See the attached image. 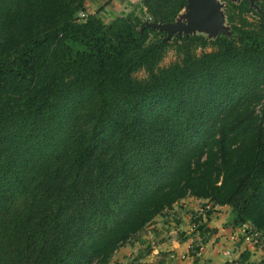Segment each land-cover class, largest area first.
I'll use <instances>...</instances> for the list:
<instances>
[{"label":"trees","instance_id":"16d2710c","mask_svg":"<svg viewBox=\"0 0 264 264\" xmlns=\"http://www.w3.org/2000/svg\"><path fill=\"white\" fill-rule=\"evenodd\" d=\"M87 1L0 0V264H108L187 198L264 236V0L214 41L141 28L186 0Z\"/></svg>","mask_w":264,"mask_h":264},{"label":"crops","instance_id":"0c3cea01","mask_svg":"<svg viewBox=\"0 0 264 264\" xmlns=\"http://www.w3.org/2000/svg\"><path fill=\"white\" fill-rule=\"evenodd\" d=\"M129 1L131 0H88L86 3V9L88 13L94 14L97 13L99 8L103 7L98 16H100V18L104 17L102 19L111 21L115 17L125 14L129 11L127 5ZM207 206H210V203L207 200H195L193 198L181 200L177 202L173 206V209L167 213L168 217L165 216L166 218L164 217L162 221H158L157 219L160 217L159 216L158 218H156V220L153 221L151 225H148L145 230H150L148 231V234L150 237L154 238V235L156 233H158V235L160 233L159 230L157 231V228L154 227H165L164 225L170 226L171 224H181L179 223L181 221L188 222V230L185 233V236L182 237L183 239L181 242H177L175 244L173 239L171 240V243H169V245H166L165 242L167 241L163 240L164 242L161 244L162 248L158 247L159 250L161 249L160 252L162 253V255H164V259L166 261H168V257L166 256V254L172 251L174 253L175 251L176 254H182L187 257L183 261L178 259L177 264L249 263L250 257H252L253 254L251 247H249V245L244 242L246 240L245 236H241L240 239L237 238L239 233L241 234L242 231H239L237 228H234L232 231H230L231 228L225 229L220 227V217L218 215V213L221 211L220 208L211 207L207 211ZM163 215L165 214H162L161 216ZM200 231H202V233H199ZM202 236L203 240L200 239ZM229 237H234L235 240L230 241V243L233 242L231 243L233 245L230 246L232 258L231 260H226L225 258L220 256L218 250L220 249L219 247L221 245L223 246L224 241L229 242ZM210 239H212V244L208 245ZM160 243H156L155 246H160ZM199 250L202 251L198 254ZM154 252V255L158 254V250H155ZM246 253H250L251 256H249L246 261H243L244 254Z\"/></svg>","mask_w":264,"mask_h":264},{"label":"rangeland","instance_id":"374dc122","mask_svg":"<svg viewBox=\"0 0 264 264\" xmlns=\"http://www.w3.org/2000/svg\"><path fill=\"white\" fill-rule=\"evenodd\" d=\"M127 5L129 8V11L126 12L125 14H128L131 11H134L136 14L139 15L140 8H141L140 7L141 3L139 0H131L127 3ZM102 20L105 23L110 22V20H106V19H102ZM249 20L251 21L253 19L250 17ZM211 50L212 49L210 48H206L204 50L201 48H195V53L197 55H200L203 52H209ZM177 59H178L177 52L175 51L174 47H170L167 53L165 54L164 58L162 59L160 63V67H166L170 65L171 63H173L174 61H176ZM144 77H145L144 72H138L135 74V78L137 79H143ZM220 210L221 211L218 213L220 217V221H219L220 227L225 228V229L231 228L230 231H232L234 228L232 227V221L230 220L232 215H231L229 207H223V208H220ZM167 213L163 216H160L157 220L162 221L165 216L168 217ZM179 223L181 224H176V225L171 224L170 226L164 225L165 227L163 226L154 227V228H157V231L159 230L160 232L159 235L158 233H156L154 235V238L149 236L148 231L150 230L148 229L145 230L144 234L142 232L140 235H138V237H135L134 239H132V241H129L122 248H120L114 254V256L112 257V259L110 260L108 264H129L132 260L133 261L136 260V258H139V260L142 262H147V263H152V264H157L158 262H161V261L163 262V264H177L178 259L182 261L185 260L187 257L185 259H181L180 256H182V254H176L175 251L174 253L172 251L166 254V256L168 257V261H166L164 259V255H162V253L160 252L161 249L159 250L158 248V247L162 248L161 244L164 242L163 240L167 241L165 242L166 245H169V243H171V240L173 239H174L175 244L177 242L182 241L183 239L182 237L185 236V233L188 230L187 229L188 222L181 221ZM179 225H182V226H179ZM189 226H190V223H189ZM239 231H242V232L241 234L239 233L238 237L237 236L236 237L238 239H240L241 236L249 237V239H246L244 242H246V244L249 245V247H251V250L253 252L252 257H250V262L247 264H259L261 260L264 258V240L263 241L258 240V237L257 238L253 237L252 233H250V231L248 232V229L247 230L245 228L239 229ZM199 233H202V231H200ZM200 239L203 240V236ZM228 239H229V242L224 241L223 246L221 245L218 251L220 253V256H222L226 260H231L232 254H231L230 246L233 245L231 244L233 242L230 243V241H234L235 239L234 237H231V238L229 237ZM211 240L212 239L209 240L210 242L208 245L212 244ZM156 243H160L159 244L160 246L158 245L155 246ZM154 249L158 250V254L154 255L155 254ZM249 256H251L250 253H249Z\"/></svg>","mask_w":264,"mask_h":264},{"label":"water","instance_id":"95a60500","mask_svg":"<svg viewBox=\"0 0 264 264\" xmlns=\"http://www.w3.org/2000/svg\"><path fill=\"white\" fill-rule=\"evenodd\" d=\"M238 5L242 1L249 4L250 9L260 12L258 0H228ZM226 2L223 0H186L185 6L178 12L173 22L153 23L145 20L141 25L164 32V41L180 37H203L214 41L219 36L232 38L231 28L225 14Z\"/></svg>","mask_w":264,"mask_h":264},{"label":"built area","instance_id":"2783aa9c","mask_svg":"<svg viewBox=\"0 0 264 264\" xmlns=\"http://www.w3.org/2000/svg\"><path fill=\"white\" fill-rule=\"evenodd\" d=\"M87 15H88L87 12H82V11H81V12L78 13L77 18H78V20H83V19H85V18L87 17ZM209 209H210V206H207V207H206V210L208 211ZM250 233H252V236H253V237H255V238L258 237V240H262V241L264 240V236H263L262 234H260V233H256V232H255V233H254V232H250ZM245 239H249V237L246 236ZM201 247H202V246H201ZM200 251H202V250H199V251H198V254L201 253ZM226 254H227V253H226ZM180 258H181V259H185L186 256H185V255H182V256H180Z\"/></svg>","mask_w":264,"mask_h":264}]
</instances>
